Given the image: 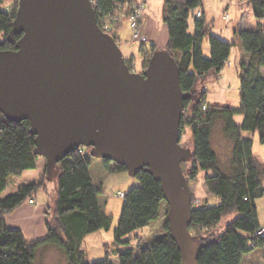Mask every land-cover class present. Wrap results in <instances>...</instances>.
<instances>
[{
	"label": "trees",
	"instance_id": "1",
	"mask_svg": "<svg viewBox=\"0 0 264 264\" xmlns=\"http://www.w3.org/2000/svg\"><path fill=\"white\" fill-rule=\"evenodd\" d=\"M4 1L0 0V50H15L20 36L11 40L9 32L19 0H14L15 5L10 9L1 7ZM94 1L101 27L106 18L115 23L117 15L128 20L138 0ZM248 3L256 23L252 28L238 31L242 49L238 63L241 104L235 108L209 102L201 87L216 71L213 58L204 56V39L208 38L211 53L224 59L229 57L235 43L212 33L213 22L207 23L204 11L194 18L195 31H188L191 12L202 6L203 0H164L163 18L169 30L165 51L180 67L182 90L192 94L184 103L180 127L181 132L186 129L190 132L191 146L182 145L191 153L189 177L194 180L203 172L207 190L219 200L216 205L192 206L190 232L200 245L198 264H255L259 256H264V238L256 235L261 228L257 200L264 195V162L253 153L255 136L264 144V0H248ZM114 34L117 39L118 33ZM155 51L157 46L152 44L143 65H148ZM238 114L243 116L241 122L235 120ZM217 121L232 145L226 168L212 142ZM34 151L35 136L29 121H9L0 113V192L8 186L10 176L37 167L39 156ZM92 158L91 148L82 146L59 161L57 191L53 197L47 191L44 177L21 184L16 192L0 200V264H35L38 250L47 246L59 249L67 264H115L114 258L118 264H169L170 246L176 245L168 231L154 238L147 247L134 242V234L158 218L164 202L161 183L147 171L136 175L139 186L125 194L122 222L115 230L113 242L104 245L105 258L87 260L86 237L99 229L110 230L113 223L112 215L100 207V188L90 172ZM113 170L127 171L122 165H116ZM41 190L48 195V233L43 238L28 239L20 228L9 226L6 217ZM231 215L236 217L226 223L224 230L216 232L217 226Z\"/></svg>",
	"mask_w": 264,
	"mask_h": 264
},
{
	"label": "water",
	"instance_id": "2",
	"mask_svg": "<svg viewBox=\"0 0 264 264\" xmlns=\"http://www.w3.org/2000/svg\"><path fill=\"white\" fill-rule=\"evenodd\" d=\"M0 50V113L28 120L35 154L46 175L79 147L126 168L150 172L168 204L170 238L180 264H198L191 232L192 191L182 164L185 101L181 71L167 51H155L146 70H130L116 39L99 25L92 0H19L9 37Z\"/></svg>",
	"mask_w": 264,
	"mask_h": 264
},
{
	"label": "rangeland",
	"instance_id": "3",
	"mask_svg": "<svg viewBox=\"0 0 264 264\" xmlns=\"http://www.w3.org/2000/svg\"><path fill=\"white\" fill-rule=\"evenodd\" d=\"M137 3L142 5L139 19L140 30L148 37L146 44L143 45L140 42H132L133 30L128 20H120L119 23H115L113 28L106 33H109L110 35H115V32L118 33L116 42L122 51L124 59L129 62L130 70L137 73H143L147 68V66L143 65V62L144 59L148 57L151 45L155 44L158 51H164L169 42V30L163 18L164 0H138ZM14 5V0H5L1 4V7L3 9H10L11 7H14ZM198 11L205 12V18L208 24L213 22L212 33L214 35L224 41L235 43L228 58L224 59L221 57L222 59L216 60L217 62L215 65L218 63L217 66L219 68H222L225 64L226 67L221 69L223 73L221 74V71H218L217 74L215 71L212 77H209L207 80L202 82L204 84L201 86L202 91L211 103L229 105L235 108L239 107L241 104V95L240 80L238 77V63L239 58L242 55V49L239 44L238 31L243 28L254 27L256 18L251 10L248 0H203V5L191 12L189 17L188 31L190 33L195 31L194 18ZM203 52L205 57L210 58L212 55L207 37L203 42ZM213 60L215 62V59ZM201 87H199V89H201ZM242 119L243 116L240 114L235 116V120L237 122H241ZM181 135V144L190 147L191 143L188 142V137L190 136L189 130H184L181 132ZM222 135L221 123L217 121L213 130L212 142L215 150H218L219 152L223 167L226 168L229 164L226 159L228 156L226 154L228 152V145L226 143L227 140ZM94 159L95 164L93 162L91 173L95 185L100 188V207L104 213L112 215L113 223L110 230L107 231L99 229L90 233L86 237L84 247L87 253L88 261H97L105 258L106 249L104 245L105 243L111 244L113 242L115 238V230L121 225L124 198L119 197L118 194L120 192L126 194L132 187L139 186L140 184L138 178L136 176H131L127 171H114L113 169L117 165L114 162L109 160L106 162L104 159L95 157L93 160ZM45 162L46 160L43 156L38 157L37 163L40 167H42L39 168L41 171L45 169ZM191 162L192 159L188 161V164H183V171L189 180L190 189L193 193V206L195 205L197 198H200L201 202L209 205L218 204L219 200L215 196L211 195L204 185L203 172H200L194 180L190 179L189 174L191 171ZM37 171L38 170L36 169H29L24 171L21 175L10 176L8 186L0 192V200L5 198L7 195L16 192L20 184L23 182H27L28 180H31V178L36 177L35 175L38 174ZM45 180L48 186L47 191L49 195L51 197L55 196L57 191V178L54 176L49 177L45 174ZM37 193L38 196H42L44 198L45 193L42 192V190ZM167 211L168 204L164 200L158 218L151 222L148 226L138 230L134 234V242L147 247L148 243L154 238L165 234L168 231L166 218ZM235 217V215H231L228 219L221 222L215 229L216 232L224 230L226 223ZM170 251L171 255L169 264H180L181 257L177 248L170 246ZM145 252L147 253V251ZM113 260L115 264H118L116 258Z\"/></svg>",
	"mask_w": 264,
	"mask_h": 264
},
{
	"label": "crops",
	"instance_id": "4",
	"mask_svg": "<svg viewBox=\"0 0 264 264\" xmlns=\"http://www.w3.org/2000/svg\"><path fill=\"white\" fill-rule=\"evenodd\" d=\"M199 12L201 11H198L197 13ZM211 58L215 59V63L217 62L216 60L222 59L219 55H216V54H212ZM217 65H216L217 74H218V71L220 72L221 69L226 67L225 64L223 65L222 68H219ZM222 73L223 71H221V74ZM226 143L228 145V152L226 153L228 155L227 158H230L232 145L229 141H226ZM253 153L257 158H259L262 162H264V144H262L259 141L258 136L254 137ZM93 162L95 164V159L93 160L92 158L91 165H90V172H92L91 168L93 166L92 165ZM39 168H42V167H40L39 164L37 163V167L35 169L38 170L37 171L38 176L35 175L36 177H33L31 178V180H28L27 182H23L22 184L33 182V181H38L44 178L46 174L45 173L46 170L43 169L44 171L43 170L41 171V169ZM263 184H264V181H263ZM45 195H44V198H45L44 199L42 196H38V193H37L36 196H34V198L32 199L33 202H30L31 200H28L24 202L16 210L9 213L6 217L7 223L9 224V226L20 228L28 239H37V238L45 237L48 233V230L46 227L48 195L46 193ZM257 207H258L260 225L261 227H264V195L257 200ZM85 242H86V239H85ZM35 264H67V261L59 249H57L54 246H47V247H42L38 250V253L35 259ZM255 264H264V256H259Z\"/></svg>",
	"mask_w": 264,
	"mask_h": 264
},
{
	"label": "built area",
	"instance_id": "5",
	"mask_svg": "<svg viewBox=\"0 0 264 264\" xmlns=\"http://www.w3.org/2000/svg\"><path fill=\"white\" fill-rule=\"evenodd\" d=\"M95 6V1L92 0ZM141 7L142 5L140 3L135 2L134 3V10L133 13L129 16L128 21L130 23V26L132 27V42H140L141 44H146L148 41V37L147 35L143 34L140 30V13H141ZM201 15V13H197V17H199ZM124 17L121 15H117L116 17H114V22L117 24L120 22V20H122ZM110 20L109 18H107V20L105 19L103 22H101V27L105 32L110 31L113 28V24H110ZM204 90V89H203ZM205 107V106H203ZM204 109V108H203ZM119 197L124 198L125 194L123 192H120L118 194ZM30 202H33L32 200ZM203 204V202L200 201V198L196 199L195 205L199 206ZM256 235L260 238H264V227L259 228L256 231Z\"/></svg>",
	"mask_w": 264,
	"mask_h": 264
}]
</instances>
